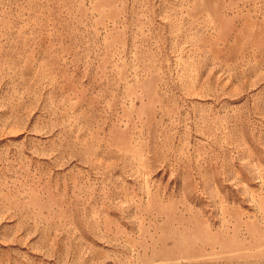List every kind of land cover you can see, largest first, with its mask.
Wrapping results in <instances>:
<instances>
[{
	"label": "rangeland",
	"instance_id": "374dc122",
	"mask_svg": "<svg viewBox=\"0 0 264 264\" xmlns=\"http://www.w3.org/2000/svg\"><path fill=\"white\" fill-rule=\"evenodd\" d=\"M0 264H264V0H0Z\"/></svg>",
	"mask_w": 264,
	"mask_h": 264
}]
</instances>
